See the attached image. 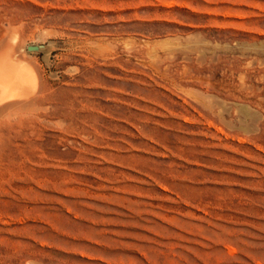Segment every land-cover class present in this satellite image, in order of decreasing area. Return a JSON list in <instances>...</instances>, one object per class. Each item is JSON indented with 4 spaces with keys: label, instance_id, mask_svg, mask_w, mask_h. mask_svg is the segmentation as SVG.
Listing matches in <instances>:
<instances>
[{
    "label": "rangeland",
    "instance_id": "rangeland-1",
    "mask_svg": "<svg viewBox=\"0 0 264 264\" xmlns=\"http://www.w3.org/2000/svg\"><path fill=\"white\" fill-rule=\"evenodd\" d=\"M7 41L0 264H264V0H0Z\"/></svg>",
    "mask_w": 264,
    "mask_h": 264
},
{
    "label": "bare ground",
    "instance_id": "bare-ground-1",
    "mask_svg": "<svg viewBox=\"0 0 264 264\" xmlns=\"http://www.w3.org/2000/svg\"><path fill=\"white\" fill-rule=\"evenodd\" d=\"M5 43L0 47V106L9 101L30 99L37 92L40 84L37 71L16 53L15 43L13 41Z\"/></svg>",
    "mask_w": 264,
    "mask_h": 264
},
{
    "label": "water",
    "instance_id": "water-1",
    "mask_svg": "<svg viewBox=\"0 0 264 264\" xmlns=\"http://www.w3.org/2000/svg\"><path fill=\"white\" fill-rule=\"evenodd\" d=\"M42 47H43L42 44H29V45H27L26 48H27V50L32 51V50H38Z\"/></svg>",
    "mask_w": 264,
    "mask_h": 264
}]
</instances>
